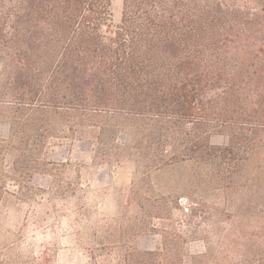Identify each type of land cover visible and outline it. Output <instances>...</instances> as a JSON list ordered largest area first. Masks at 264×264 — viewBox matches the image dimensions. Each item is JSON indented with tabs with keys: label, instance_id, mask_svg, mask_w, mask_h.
Masks as SVG:
<instances>
[{
	"label": "trees",
	"instance_id": "1",
	"mask_svg": "<svg viewBox=\"0 0 264 264\" xmlns=\"http://www.w3.org/2000/svg\"><path fill=\"white\" fill-rule=\"evenodd\" d=\"M110 4L0 0V207L58 170L51 140H87L95 161L133 164L136 205L182 169L159 196L177 205L187 188L184 210L211 221L195 255L170 234L155 250L79 238L82 264H264V0H122L107 32Z\"/></svg>",
	"mask_w": 264,
	"mask_h": 264
},
{
	"label": "rangeland",
	"instance_id": "2",
	"mask_svg": "<svg viewBox=\"0 0 264 264\" xmlns=\"http://www.w3.org/2000/svg\"><path fill=\"white\" fill-rule=\"evenodd\" d=\"M121 11L122 0H111L107 32L119 25ZM7 130V124L0 121V139L6 138ZM128 141L129 137L119 136L120 144ZM209 141L213 145L227 144V138L221 135H211ZM43 158L57 164L58 170L52 176L32 178L35 191L29 201L9 197L0 207V264H82L86 250L79 247V238L91 246L95 238L106 245L125 242L139 250H155L163 233L173 239L183 238L185 254L203 251L200 229L206 228L211 219L184 210L198 197L188 194L187 188L178 192L182 194L177 205L159 196L163 187H173L172 180L185 172L182 169L153 177L155 194L141 195L136 205L130 198L134 179L130 161L116 165L95 161L92 144L78 139L51 140ZM201 196L207 202L215 199L212 194ZM149 203L167 212L161 218H151Z\"/></svg>",
	"mask_w": 264,
	"mask_h": 264
}]
</instances>
